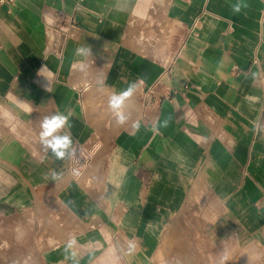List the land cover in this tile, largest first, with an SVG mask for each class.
<instances>
[{"label": "crops", "instance_id": "1", "mask_svg": "<svg viewBox=\"0 0 264 264\" xmlns=\"http://www.w3.org/2000/svg\"><path fill=\"white\" fill-rule=\"evenodd\" d=\"M263 10L264 0L0 1L9 264H264ZM131 85L120 123L109 100ZM57 113L70 127L53 135L91 152L77 177L72 145L57 159L41 143Z\"/></svg>", "mask_w": 264, "mask_h": 264}, {"label": "clouds", "instance_id": "2", "mask_svg": "<svg viewBox=\"0 0 264 264\" xmlns=\"http://www.w3.org/2000/svg\"><path fill=\"white\" fill-rule=\"evenodd\" d=\"M234 10L239 11V6L237 5ZM86 53H90V48L77 49V55ZM135 87V85H131L126 91L110 97L109 105L113 111L117 112L118 122L120 123L125 121V117L117 110L121 109L125 100L132 96L135 91ZM65 125L70 127L69 116L61 113H57L51 117H46L42 123L43 131L41 132V143L45 146V148H50L57 159L64 158L66 151L72 145V138L69 133L65 135H53L58 129L63 128ZM55 175L56 174L54 173V178ZM71 243H75V241L73 240ZM71 243L69 246H71Z\"/></svg>", "mask_w": 264, "mask_h": 264}, {"label": "built area", "instance_id": "3", "mask_svg": "<svg viewBox=\"0 0 264 264\" xmlns=\"http://www.w3.org/2000/svg\"><path fill=\"white\" fill-rule=\"evenodd\" d=\"M2 1V0H0ZM262 17L264 18V10L262 13ZM259 78L261 81V84L264 86V72L259 73ZM162 83L160 80L156 82L155 85H153L144 95V102L147 106L150 104V97L152 96V92L155 90V88L158 86H161ZM165 98H170V93L164 94ZM91 157V152L88 150L84 144L75 141L72 145L71 151H70V158H69V165H68V173L71 176L77 177L82 173L83 168L85 165L89 162Z\"/></svg>", "mask_w": 264, "mask_h": 264}, {"label": "rangeland", "instance_id": "4", "mask_svg": "<svg viewBox=\"0 0 264 264\" xmlns=\"http://www.w3.org/2000/svg\"><path fill=\"white\" fill-rule=\"evenodd\" d=\"M7 243L5 241H0V264H9L8 257H7ZM4 255L1 257V254Z\"/></svg>", "mask_w": 264, "mask_h": 264}]
</instances>
